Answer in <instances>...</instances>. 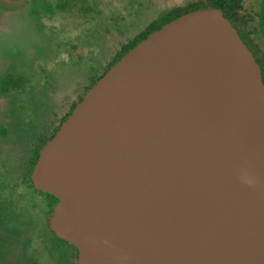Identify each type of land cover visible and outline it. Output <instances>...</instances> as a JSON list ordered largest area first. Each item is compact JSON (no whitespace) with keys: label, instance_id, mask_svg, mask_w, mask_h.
Instances as JSON below:
<instances>
[{"label":"water","instance_id":"obj_1","mask_svg":"<svg viewBox=\"0 0 264 264\" xmlns=\"http://www.w3.org/2000/svg\"><path fill=\"white\" fill-rule=\"evenodd\" d=\"M31 180L58 200L47 224L77 264H264V82L222 9L130 48L39 149Z\"/></svg>","mask_w":264,"mask_h":264},{"label":"rangeland","instance_id":"obj_2","mask_svg":"<svg viewBox=\"0 0 264 264\" xmlns=\"http://www.w3.org/2000/svg\"><path fill=\"white\" fill-rule=\"evenodd\" d=\"M26 1L0 0V172L10 164L14 176L26 167L43 125L70 106L124 44L165 10L203 0H61L60 9L46 11L36 9L42 0L25 8ZM240 1L242 13L254 17L263 0ZM261 25L264 31V19ZM258 43L264 48L261 38ZM6 197L0 187V204H8L1 229L19 226ZM37 263L48 264L47 257Z\"/></svg>","mask_w":264,"mask_h":264},{"label":"flooded vegetation","instance_id":"obj_3","mask_svg":"<svg viewBox=\"0 0 264 264\" xmlns=\"http://www.w3.org/2000/svg\"><path fill=\"white\" fill-rule=\"evenodd\" d=\"M31 3V0H27L25 8ZM60 3L61 0H57L54 4H51L50 0H42L40 7L36 9L46 11L54 8L58 10L60 9ZM241 10L242 3L240 1V9L237 12L228 13L231 18L228 20H231L230 22L236 28L244 44L253 52L255 59L261 57V52L262 58H264V48L258 43L259 38H261L264 46V31L263 26H260L264 19V0L259 3L258 12L252 14H255L254 17H251V14L242 13ZM254 22L258 23V27H254L251 31L248 30V24ZM256 37H258V40H255ZM249 41L255 43L256 46L253 44L250 47L246 43ZM68 107H61L59 113H56L48 123L43 125L42 133L44 134L40 136L45 138V142L52 138L59 128L61 117L66 114ZM6 165L8 168L2 169L0 172V187L5 190L6 198L10 200L11 205H14V213H19L17 214V225L19 226L0 228V238L4 235L5 239L8 240L7 245L0 243V264H38L37 257L44 255L47 257L48 264H51V261L54 264H77L79 255L77 248L57 237L47 224L58 200L52 195L54 198H50L47 195L49 193H43L34 188L31 180L32 171L29 173V179L26 178L27 165L22 169L19 176L12 174L13 165ZM40 205L46 207V214L40 209ZM7 207L8 204L6 203L0 204V226L4 225ZM37 230H41L43 233L40 234ZM35 238H39L40 248L37 247L38 244L34 245Z\"/></svg>","mask_w":264,"mask_h":264},{"label":"trees","instance_id":"obj_4","mask_svg":"<svg viewBox=\"0 0 264 264\" xmlns=\"http://www.w3.org/2000/svg\"><path fill=\"white\" fill-rule=\"evenodd\" d=\"M203 7H218L222 9L223 15L227 19H231L228 16V13L237 12L240 9V0H203V1H196V2H189L183 6H175L171 7L164 12L160 13L157 17H155L151 22L136 36L133 37L130 41L124 44L119 51L116 52L115 56L113 57L112 61L107 64L103 70L90 82H88L87 86L83 89L82 93L75 99L70 106L67 108L66 114L61 117V123L67 118V116L71 113L74 106L81 100L82 96L86 92V90L91 87L114 63H116L130 48L135 46L139 41L144 39L148 36L151 32L156 29H159L164 24L174 20L175 18L179 17L182 14L187 12L200 9ZM231 21V20H230ZM248 45H255L252 42H246ZM256 46V45H255ZM261 57H257V63L261 67L262 72V79L264 82V58H262V52L260 54ZM61 125V124H60ZM45 138L42 136H38L34 140V144L32 145V156L28 159L27 168H26V178L29 179V173L32 171L34 163L39 155V149L45 144ZM9 163V162H6ZM50 198L52 197L50 194H47Z\"/></svg>","mask_w":264,"mask_h":264},{"label":"clouds","instance_id":"obj_5","mask_svg":"<svg viewBox=\"0 0 264 264\" xmlns=\"http://www.w3.org/2000/svg\"><path fill=\"white\" fill-rule=\"evenodd\" d=\"M243 182L249 186H252L255 183V178L251 175H245L243 177Z\"/></svg>","mask_w":264,"mask_h":264}]
</instances>
